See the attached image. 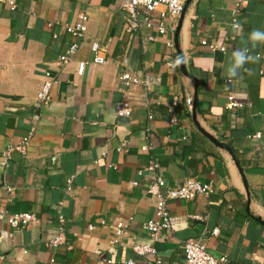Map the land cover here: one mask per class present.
I'll return each instance as SVG.
<instances>
[{"label": "crops", "instance_id": "crops-1", "mask_svg": "<svg viewBox=\"0 0 264 264\" xmlns=\"http://www.w3.org/2000/svg\"><path fill=\"white\" fill-rule=\"evenodd\" d=\"M234 3L190 2L178 39L190 78L176 64L179 17L166 24L174 29L159 35L156 16L151 26L129 28L121 0H0V209L36 217L16 228L0 220L11 233L0 243V264H180L182 243L190 238L232 264H264V226L257 220L264 221V40L251 39L253 31L264 32V0H246L238 28L232 26ZM81 13L89 17L87 29L74 36L65 24ZM146 15L139 9L141 22ZM94 42L106 47L103 64L93 62ZM72 44L77 51L58 68L55 62ZM245 49L252 59L230 78L234 53ZM80 61L86 62L81 76ZM45 70L58 79L48 104L37 98ZM125 72L149 86L125 85ZM194 95L198 124L229 146L239 168L193 122ZM229 96L240 106L229 108ZM122 103L127 116L117 114ZM31 128L26 153L6 155ZM145 144L151 148L142 150ZM151 157L167 186L195 178L213 191L170 200L179 221L161 232L155 256H143L133 246L151 241L144 227L155 217L153 175L145 169ZM118 222L127 224L119 236ZM60 226L65 242L48 246Z\"/></svg>", "mask_w": 264, "mask_h": 264}, {"label": "built area", "instance_id": "built-area-1", "mask_svg": "<svg viewBox=\"0 0 264 264\" xmlns=\"http://www.w3.org/2000/svg\"><path fill=\"white\" fill-rule=\"evenodd\" d=\"M94 1V0H89ZM184 0H121V7L129 13V28L140 27L142 24L151 26L153 23L152 16H156V26L159 35H167L168 31L174 29L172 26H167L169 20H174L178 18L184 8ZM246 0H235L234 7L232 10V26L234 28L239 27L238 15L242 8L244 7ZM12 8L14 3H9ZM139 9L145 10L147 15L143 19V22L139 20ZM89 17L86 13H81L78 20L73 24H65V28L68 33L77 36L83 34L87 29V22ZM149 40H153V36L148 37ZM167 45L173 47V41L169 40ZM210 50H218L225 52L226 48L223 44L210 43L204 44ZM78 44H72L69 46L67 52L60 56V58L55 62L58 68L64 67L71 61L72 55L77 51ZM91 51L93 52V62L97 64H103L106 62V47L101 46L94 42L91 45ZM86 68V62L80 61L77 64L76 74L81 76L84 74ZM120 80L127 86L133 85H143L148 87L149 84L146 80H141L136 76H132L130 73L125 72L120 76ZM57 77L50 71H44V79L41 88L37 94L38 100L43 104H48L52 100V92L54 86L57 84ZM173 105L178 103L177 98L172 101ZM227 106L229 108L240 106L239 103L233 100L232 96L228 97ZM117 114L119 116H127L130 114V109L127 104H119L116 108ZM171 122H175V118H171ZM34 128L28 132L27 135L23 136L19 143L9 145L6 148L5 154L9 155L12 152H19L25 154L31 140L34 136ZM259 137L260 134H255ZM151 147L149 144L142 146V150H149ZM119 150L122 146L118 147ZM104 155L105 151L102 152ZM153 175V182L149 185V193L155 198V217L148 220L144 227L149 234L151 239L150 242L138 243L133 246L134 252L139 255H156L155 242L159 239L162 231H171L172 226L179 221V218L173 216L169 210L168 202L170 200H191L197 195H209L213 191L211 183H206L195 178H189L185 180L181 185L176 187L167 186L165 178L158 173L159 164L156 160L151 157L149 159L148 166L145 168ZM136 185L137 182H132ZM0 220H6L11 227H23L29 223L36 220L34 214L29 212H16L8 213L5 209H0ZM60 223L63 222V217H59ZM127 224L124 222H118L116 224V235L119 236L123 233ZM218 229L212 231L213 234H217ZM11 233L7 229L0 228V243L8 239ZM65 242V237L63 235V228L60 226L58 235L54 236L47 242L50 247H57ZM113 242V241H112ZM183 252V261L180 264H232L225 257H215L208 250L206 245L200 239L190 238L184 240L181 246ZM157 263L160 262L159 258L155 260ZM135 264L133 260L128 261H118L112 262L109 259H98L96 264ZM49 264H54V260L51 259Z\"/></svg>", "mask_w": 264, "mask_h": 264}, {"label": "water", "instance_id": "water-1", "mask_svg": "<svg viewBox=\"0 0 264 264\" xmlns=\"http://www.w3.org/2000/svg\"><path fill=\"white\" fill-rule=\"evenodd\" d=\"M192 0H186L185 3H184V8H183V11L181 12L180 16H179V20H178V24L176 26V29H175V34H174V46L176 48V51H177V57H180V56H183V53L179 47V31H180V28H181V24H182V20L184 18V15H185V12L190 4ZM184 57V56H183ZM179 67H180V71L181 73L186 76V77H190V78H193L192 75H190L187 71V68H186V65H185V62L184 63H181L179 64ZM191 113H192V119H193V122L196 124L197 128L199 129V131L204 135L206 136L213 144H215L217 147L221 148V149H225L229 152L231 158L235 161L236 165L238 166L237 164V161L233 155V153L231 152L230 148L228 145H226L225 143H222L220 141H218L213 135H211L210 133H208L206 130H204L197 122V114H196V95H194V99H193V103H192V110H191ZM239 168V166H238ZM244 186H245V189H246V192H247V196H248V200H247V209H248V206L250 204V195L248 193V188H247V184L246 182H244ZM258 222H260L263 226H264V221L261 219V218H257Z\"/></svg>", "mask_w": 264, "mask_h": 264}, {"label": "clouds", "instance_id": "clouds-1", "mask_svg": "<svg viewBox=\"0 0 264 264\" xmlns=\"http://www.w3.org/2000/svg\"><path fill=\"white\" fill-rule=\"evenodd\" d=\"M251 39L253 41L264 40V32L260 30H255L251 33ZM252 57H250L247 53V50H237L232 59L230 66L227 70V74L230 78H237L239 76L240 71L244 68L245 64L248 63ZM184 63V57H177L176 64L179 65Z\"/></svg>", "mask_w": 264, "mask_h": 264}]
</instances>
